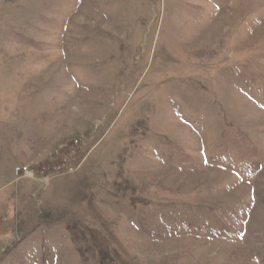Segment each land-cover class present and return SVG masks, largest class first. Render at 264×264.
Returning <instances> with one entry per match:
<instances>
[{
	"label": "rangeland",
	"instance_id": "1",
	"mask_svg": "<svg viewBox=\"0 0 264 264\" xmlns=\"http://www.w3.org/2000/svg\"><path fill=\"white\" fill-rule=\"evenodd\" d=\"M0 264H264V0H0Z\"/></svg>",
	"mask_w": 264,
	"mask_h": 264
}]
</instances>
